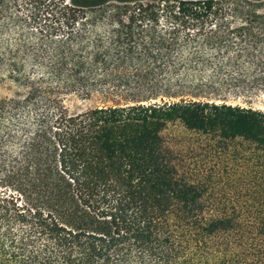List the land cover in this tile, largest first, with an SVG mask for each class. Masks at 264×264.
I'll return each mask as SVG.
<instances>
[{
    "label": "trees",
    "instance_id": "16d2710c",
    "mask_svg": "<svg viewBox=\"0 0 264 264\" xmlns=\"http://www.w3.org/2000/svg\"><path fill=\"white\" fill-rule=\"evenodd\" d=\"M260 44L262 0H0V264H264V110L179 84L263 87Z\"/></svg>",
    "mask_w": 264,
    "mask_h": 264
},
{
    "label": "rangeland",
    "instance_id": "374dc122",
    "mask_svg": "<svg viewBox=\"0 0 264 264\" xmlns=\"http://www.w3.org/2000/svg\"><path fill=\"white\" fill-rule=\"evenodd\" d=\"M20 12L25 13L23 10H20ZM260 45L264 46L263 44ZM259 50L260 49L257 48L254 54L257 56L258 54H264V47L263 51ZM216 53L215 51H207L204 53V56L209 57L210 55H216ZM234 53H245L242 44L238 43ZM182 54L186 56L187 51ZM240 63V69H244L245 64H243L242 61ZM180 77L181 81L179 84L185 85V93L198 95L196 97L188 96L187 100H213L216 101V103H221L223 101L230 105L264 110V85L263 87L250 88L245 82L236 84L235 86H229L230 82L226 80L223 73L219 74L210 69L203 73H200L198 70L187 71ZM7 95H10V92H8L3 85H0V98ZM65 105L71 112H78L92 107L93 104L82 101L75 96H69L65 100ZM163 137L168 147L175 153L177 152L176 154H178L179 151L183 152L182 159L186 158L185 160L187 162L192 157H198L200 150L195 147L196 136L194 133L187 131L179 121L170 123L165 129Z\"/></svg>",
    "mask_w": 264,
    "mask_h": 264
}]
</instances>
